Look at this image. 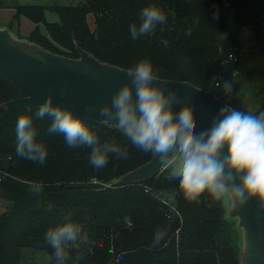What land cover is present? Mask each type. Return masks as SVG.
<instances>
[{
  "label": "trees",
  "instance_id": "16d2710c",
  "mask_svg": "<svg viewBox=\"0 0 264 264\" xmlns=\"http://www.w3.org/2000/svg\"><path fill=\"white\" fill-rule=\"evenodd\" d=\"M196 3L83 0L50 6L58 21L45 20V6L17 4L12 18L33 22L28 39L51 53L79 58L85 51L101 63L126 70L139 59L149 58L155 77L188 81L204 90L210 85L211 63L216 59L221 75L217 97L238 107L234 97L238 88L232 81V76L237 77L238 36L244 27L264 28V0H207L203 10ZM148 4L160 7L167 19L133 40L128 25L139 23V12ZM210 21L218 32L226 33L222 40L208 30ZM39 23L47 34L41 32ZM225 80L233 83L229 94L223 91ZM22 95L0 72V264H19L24 246L46 250L50 264H58L43 233L66 217L78 222L82 233L76 242L65 245L68 256L63 264H241L223 202L207 193L188 201L180 191H166L163 178L154 175L123 180L151 156L131 145L114 124L88 121L95 125L101 141L128 147L123 159L109 153L103 168L89 164L90 147L69 148L61 134H49L48 117L34 118L37 138L48 148L44 164L18 157L15 121L26 107L9 102ZM37 181L42 182V190L30 192L29 186ZM154 241L164 246L150 256L148 248Z\"/></svg>",
  "mask_w": 264,
  "mask_h": 264
},
{
  "label": "clouds",
  "instance_id": "9594fccd",
  "mask_svg": "<svg viewBox=\"0 0 264 264\" xmlns=\"http://www.w3.org/2000/svg\"><path fill=\"white\" fill-rule=\"evenodd\" d=\"M206 2L197 0V8L203 10ZM166 19L160 7L148 4L139 12V23H130L128 31L135 40L138 35L151 33L157 23ZM208 30L221 40L226 35L217 31L213 21ZM128 73L131 82L121 84L111 101L99 106L98 114L105 123L115 121V128L131 145L151 156L152 174L163 178V188L180 191L188 201L207 193L214 201H231L240 207L257 198L264 210V110L257 113L225 105L208 128L192 131L185 119L173 122L165 88L152 83L156 70L151 59H139ZM232 87V81L223 82L225 94L231 93ZM45 117L50 118L47 132L61 134L69 148L90 147L88 162L96 169L108 164L109 153L118 154L119 159L128 155L127 146L101 141L94 124L72 108L53 102L49 95L17 116L14 151L18 157L44 164L48 148L37 138L34 118ZM42 188V182L37 181L29 191L39 193ZM81 233V225L66 217L49 225L43 240L54 250L58 264H63L68 256L65 245L76 242ZM163 246L154 241L148 248L149 255L155 256Z\"/></svg>",
  "mask_w": 264,
  "mask_h": 264
},
{
  "label": "water",
  "instance_id": "95a60500",
  "mask_svg": "<svg viewBox=\"0 0 264 264\" xmlns=\"http://www.w3.org/2000/svg\"><path fill=\"white\" fill-rule=\"evenodd\" d=\"M0 72L23 92L9 103L34 108L52 95L53 102L68 106L86 121L96 123L104 122L98 114L99 106L110 102L121 84L131 82L128 70L101 63L85 51H81L79 58H70L41 47L25 50L9 40L1 29ZM220 79L215 59L211 63V81L206 90L188 81L160 77H155L152 83L165 88L173 122L185 119L191 130L198 132L208 128L220 109L228 105L216 94ZM151 175L150 157L123 180H139ZM233 214L239 215L247 244L252 246L251 250L240 252L241 264H264V210L258 199L251 198L242 207L234 205Z\"/></svg>",
  "mask_w": 264,
  "mask_h": 264
},
{
  "label": "rangeland",
  "instance_id": "374dc122",
  "mask_svg": "<svg viewBox=\"0 0 264 264\" xmlns=\"http://www.w3.org/2000/svg\"><path fill=\"white\" fill-rule=\"evenodd\" d=\"M83 0H1L0 4V29L5 31L9 40L14 41L25 50H32L41 46L28 39L30 30L35 25L27 18L14 20V5L38 4L45 6V20L58 21L56 12L49 9L54 4L76 5ZM87 21L91 28L94 26L93 16L89 14ZM42 33L47 34L43 23H39ZM237 47L239 49L238 66L235 70L237 77L232 76V81L238 88L234 92L236 105L243 110H264V28L255 31L244 27L238 36ZM42 48V47H41ZM44 49V48H43ZM224 217L228 223V229L238 245L240 252L251 250V243L245 238L244 227L239 215L233 214L234 204L231 201H223ZM247 246V248H246ZM19 264H50L49 255L44 249L24 246L20 248Z\"/></svg>",
  "mask_w": 264,
  "mask_h": 264
},
{
  "label": "built area",
  "instance_id": "2783aa9c",
  "mask_svg": "<svg viewBox=\"0 0 264 264\" xmlns=\"http://www.w3.org/2000/svg\"><path fill=\"white\" fill-rule=\"evenodd\" d=\"M229 57H231L232 59H235L236 58L235 56H232V54H230Z\"/></svg>",
  "mask_w": 264,
  "mask_h": 264
},
{
  "label": "crops",
  "instance_id": "0c3cea01",
  "mask_svg": "<svg viewBox=\"0 0 264 264\" xmlns=\"http://www.w3.org/2000/svg\"><path fill=\"white\" fill-rule=\"evenodd\" d=\"M21 18H24V17H21Z\"/></svg>",
  "mask_w": 264,
  "mask_h": 264
}]
</instances>
